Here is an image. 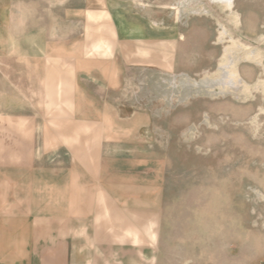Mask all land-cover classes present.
Instances as JSON below:
<instances>
[{"label": "crops", "instance_id": "1", "mask_svg": "<svg viewBox=\"0 0 264 264\" xmlns=\"http://www.w3.org/2000/svg\"><path fill=\"white\" fill-rule=\"evenodd\" d=\"M15 1L0 0V264H163L164 186L89 138L138 119L125 74L176 71L185 0H84L49 38ZM52 52L69 79L47 87Z\"/></svg>", "mask_w": 264, "mask_h": 264}, {"label": "rangeland", "instance_id": "2", "mask_svg": "<svg viewBox=\"0 0 264 264\" xmlns=\"http://www.w3.org/2000/svg\"><path fill=\"white\" fill-rule=\"evenodd\" d=\"M13 5L14 15L41 19L49 38L65 34L84 0ZM183 5L187 37L171 57L176 71L124 73L123 102L138 119L118 121L121 131L109 136L93 128L89 142L124 147L128 167L164 186L163 264H264V0ZM61 58L42 56L47 87L66 80Z\"/></svg>", "mask_w": 264, "mask_h": 264}, {"label": "bare ground", "instance_id": "3", "mask_svg": "<svg viewBox=\"0 0 264 264\" xmlns=\"http://www.w3.org/2000/svg\"><path fill=\"white\" fill-rule=\"evenodd\" d=\"M227 6L231 7L233 5V0H226Z\"/></svg>", "mask_w": 264, "mask_h": 264}]
</instances>
